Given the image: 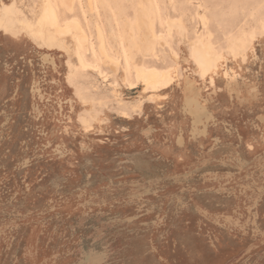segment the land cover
I'll use <instances>...</instances> for the list:
<instances>
[{
    "label": "rangeland",
    "instance_id": "1",
    "mask_svg": "<svg viewBox=\"0 0 264 264\" xmlns=\"http://www.w3.org/2000/svg\"><path fill=\"white\" fill-rule=\"evenodd\" d=\"M44 1L16 0L0 24V264H264V0H51L85 44L35 36ZM149 22L169 43L144 56ZM208 34L215 85L190 48ZM135 63L171 65L166 97Z\"/></svg>",
    "mask_w": 264,
    "mask_h": 264
},
{
    "label": "bare ground",
    "instance_id": "2",
    "mask_svg": "<svg viewBox=\"0 0 264 264\" xmlns=\"http://www.w3.org/2000/svg\"><path fill=\"white\" fill-rule=\"evenodd\" d=\"M66 1L67 2H65V4L67 5L68 9H72L73 5H74V2H73L74 0H66ZM12 2L13 3H12V5L10 4L11 5L10 7H4L5 10H3V8H0L5 12L4 14L2 13V15L0 16V24H2V25H3L2 21L5 22L8 19L6 17V14L9 11H14V14H15L16 10L14 9L15 8L14 2H16V0H13ZM52 3L53 2L51 0H45L43 5H42V12L40 13L39 19L36 21V23L32 24L28 21V22H26V25L29 27H32L31 29L35 33V36L37 35L38 37H42L44 39V41H47L49 43L58 39L59 37L61 38L59 40V43H62V42L64 43L66 39L64 40L62 38V36L65 35L66 33L74 32V34H76L79 37L81 42L83 44H85L89 39H88V36L86 35L84 29H83L84 27H82L81 22L79 21V18L74 17L72 20H68V21H65V23H61L60 17H59V12L57 11L58 9H56V7ZM12 19H14V18L12 17L11 20L9 19L6 22H10V21L12 22ZM180 20H179V24H177L178 21L177 22L176 21L171 22V21L167 20L169 33L171 32L173 26H175V25H177L178 28H181L179 31L183 32L184 30H186V27L183 24H181ZM21 21H23V20H21ZM138 21H140V20H138ZM13 22H14V20H13ZM16 22H17V20H16ZM261 22H262L261 28H262V31L264 34V21L262 20ZM136 23L138 24L137 21H136ZM7 24H9V23H7ZM149 24H150V22H149ZM150 25L151 26H147V29L142 34V36L140 35L141 41L143 43L140 44L139 42H136V46H138L137 49L139 51H141L144 56H151V55L155 54L157 39L161 44H163L164 41L166 43H169L168 39L166 37H164L163 34L158 35L154 31V28H153L154 26H152V24H150ZM5 28L7 29V27H5ZM248 34H250V33L248 32ZM255 38H256V34L254 32H252L250 35V41H254ZM98 39L101 41V46L104 49V53L112 61V63L116 67H118V64H119L118 60L116 58H113L105 49L104 40H103L104 39L103 38V31L101 28L98 29ZM230 41H231L230 48L233 51V53H238L240 51L241 54H243V59L246 60L248 44L246 42L247 40L245 39V37L244 36H237V37L234 36V38ZM131 42H132V40H131ZM190 48H191V55L193 56V58L195 60L197 68H199L198 74L201 77V79H204V80L208 79L210 84L215 85V77L213 76L212 72H216V70L219 68L220 61H221L223 56L219 52H217V50L215 49L214 43L211 40V35L208 34L204 38L203 37L195 38L190 43ZM77 53H78L77 56L79 58V62L81 64V66H83L84 68L85 67L90 68L91 66H89V65L91 62H88L86 60V56L81 51H77ZM95 53H94V56H95ZM176 56H178V54ZM108 58H107V60H108ZM170 66H169V68H170ZM133 67H134V71H135L134 74H135V77L137 78L138 82L139 81L143 82L146 85L145 88L147 90L154 92L151 95V98H154V96H156V95L166 97V95H164V94L163 95L158 94L159 93L158 91L170 88L176 81V76L171 72V70L169 68L160 71L156 67L146 66L144 64L139 65L136 63L133 65ZM125 68H126L125 71L128 72V65L125 66ZM93 69H94V65H93ZM225 76H232L231 70H229V69L225 70ZM125 78H128V73H127V76ZM133 87H135V86H133ZM156 92H158V93H156ZM188 108H189L190 112L196 116V119L198 121H201L205 116H207L206 108L204 107V105L202 103L200 104V101L197 97L196 89L193 85L190 86V94L188 96ZM124 114H128V112L124 111Z\"/></svg>",
    "mask_w": 264,
    "mask_h": 264
}]
</instances>
